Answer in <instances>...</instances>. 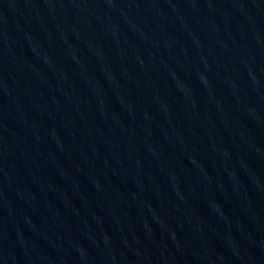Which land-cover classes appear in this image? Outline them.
Listing matches in <instances>:
<instances>
[{
	"label": "water",
	"instance_id": "water-1",
	"mask_svg": "<svg viewBox=\"0 0 264 264\" xmlns=\"http://www.w3.org/2000/svg\"><path fill=\"white\" fill-rule=\"evenodd\" d=\"M0 264H264V0H0Z\"/></svg>",
	"mask_w": 264,
	"mask_h": 264
}]
</instances>
